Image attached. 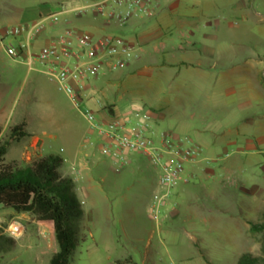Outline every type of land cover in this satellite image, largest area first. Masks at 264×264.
<instances>
[{
    "label": "rangeland",
    "instance_id": "1",
    "mask_svg": "<svg viewBox=\"0 0 264 264\" xmlns=\"http://www.w3.org/2000/svg\"><path fill=\"white\" fill-rule=\"evenodd\" d=\"M43 2L0 0V13L23 10L33 3L40 8ZM46 6L52 12L57 11L54 3ZM186 6L207 9L201 32L230 40L239 56L259 58L260 70L264 71V0H186ZM80 15L98 25L106 23L103 17L94 16L91 9ZM76 16L69 15L70 27L74 26ZM108 25L110 29L104 35L125 37L114 28L116 25ZM45 34L43 31L38 38ZM38 38L31 42L32 46ZM25 62L24 57L9 58L0 48V96L10 106V125L26 121L29 130L36 129L33 98L37 90L45 88L73 122L76 132L75 137L51 136L52 132L35 134L41 139L39 154L45 157L63 148L62 156L67 157L70 164L62 165L59 171L63 176L70 177L73 173L72 177L77 178V182H73V194L81 202L84 216L77 224L79 242L70 264H237L242 252L249 250L246 253L261 258L264 264L262 236L251 234L248 237L251 244L246 243V235L240 228L242 221L238 219L241 212L250 216L251 208L264 199V128L242 122L250 113L264 112V107L244 111L232 119L237 111L236 103L231 104L222 90L218 108L193 110L175 104L174 93L165 84L161 96L166 102L160 109L153 108V113L163 117L159 131L199 145L201 155L199 163L188 169L189 182L176 185L160 209L161 221L155 222L149 206L154 193L160 189L158 174L148 159L132 154L127 165L113 171L112 161L101 156L100 147L89 146L84 140L87 135L90 141L95 138L90 135L79 110L47 79L38 63L29 69ZM237 65L244 68L245 60ZM124 72V76L129 74L128 69ZM105 74L111 77L119 72L105 71ZM118 85L115 106L128 116L137 111L144 115L152 102L150 96L142 93L144 86L124 81L116 83ZM192 115L196 116L192 118ZM147 122L152 130L153 122ZM6 135L0 136L1 142L8 141ZM28 141L9 142L4 162H16L23 168L38 160L34 157L26 161L22 157ZM263 210L257 212L258 216ZM16 216L12 210L0 208V264H47L59 249L53 233H40L32 228L15 240L11 225Z\"/></svg>",
    "mask_w": 264,
    "mask_h": 264
},
{
    "label": "crops",
    "instance_id": "2",
    "mask_svg": "<svg viewBox=\"0 0 264 264\" xmlns=\"http://www.w3.org/2000/svg\"><path fill=\"white\" fill-rule=\"evenodd\" d=\"M43 1V5L40 8L33 3V5L30 4L23 10L10 9L0 13V23L5 26L34 22L42 16L61 13L59 16V19L60 17L61 19L58 24L49 23L43 30L46 34L41 39L37 37L38 40L32 46L33 53H37L45 47L51 38L64 35L66 31L77 29L76 31L81 32V30L86 29L93 36L100 37L104 35L105 31L110 29L108 23L98 25L92 19L81 18L80 14L73 13L75 8L99 0ZM195 2H199V0H195ZM51 3L57 5L55 8V10L57 9L56 12L50 11L48 9L50 7L46 6ZM207 12V9L202 7L186 6V0H160L159 8L152 17H136L121 27L114 25L116 30L118 29L121 34L125 35V40L137 50V58L127 66L126 70L128 69L129 74L126 76H124L125 70L119 71L117 76L111 77L104 72L89 78L86 82L82 97L95 111L96 118L108 121L112 117L133 119L138 115L145 117L146 121L153 122L151 131L154 136H177L169 132H160L159 122L162 121L163 117L153 113L154 107L160 109L162 108L161 105L166 102L164 97L161 96L164 92L165 84H168L170 92L174 93L173 101L175 104L182 105L185 108L190 107L193 110L205 108L213 111L218 108L222 90L226 92L227 99L230 100L231 104L236 103L235 108L237 111L232 114V119L235 118V115L240 116L244 111H249L255 107L256 109L259 108L258 106L263 108L264 71L260 70L262 62L259 61V58L255 59L252 55L247 57L248 59L243 58L242 55L239 56L233 48L234 43L230 40H220L215 36L204 35L201 32V26H204L201 25V22L207 18ZM72 14H76L77 18L76 22H73L74 26L70 27L72 22L68 17ZM257 17L263 19L260 14H257ZM244 60V68L237 65L238 62ZM138 77L141 79H138ZM123 81L141 83L144 86L142 93H146L151 97L152 102L149 103L144 115L137 111L132 112V116H128L119 107L115 106V96L120 90L119 85L116 86V83L122 84ZM236 86L240 87L236 88ZM116 87H118L117 91ZM33 99L36 103L33 111V115L37 119L34 125L36 129L32 128L29 130V123L21 121L25 123V129L28 134L25 140H29L22 156L26 158V161L34 157L42 158L39 154V151L42 150L41 139L35 134L41 132L42 135H46L47 132H52L51 136L75 137L76 135L73 122L65 111L52 100L45 88L37 90ZM10 114V106L5 104L0 96V136L6 134L9 128L21 123L10 125ZM263 114V111L255 112L254 114L250 113L251 116L242 122L244 125H256L263 130ZM195 116L192 115V118ZM89 133L96 140L95 134L90 131ZM87 136L84 137V140L88 144L87 141L90 136ZM256 136L259 135L257 134ZM52 155L68 160V164L62 165L70 164V160L62 156V154L54 153ZM71 170H74L73 165H71ZM72 174L69 178L75 183L77 178L72 177ZM261 209H264V199H262L260 205L251 208L252 217L251 215L246 216L241 212L240 218H238L239 221H242L240 228L246 235L245 241L248 244H251L252 240H248V237H251V233H249L247 221H258L257 212ZM164 218L167 219L168 217L165 216ZM160 221L161 215L158 221L155 222ZM32 228L40 231V233L47 232L54 235L51 222L36 221L28 214H20L13 219L11 235L15 240H18L28 229ZM246 252H250V250L242 253Z\"/></svg>",
    "mask_w": 264,
    "mask_h": 264
},
{
    "label": "built area",
    "instance_id": "3",
    "mask_svg": "<svg viewBox=\"0 0 264 264\" xmlns=\"http://www.w3.org/2000/svg\"><path fill=\"white\" fill-rule=\"evenodd\" d=\"M160 0H99L84 4L73 10L82 14L91 9L106 21L116 26H124L136 17H152L159 8ZM61 13L49 14L34 22L5 26L0 23V47L13 59L24 56L29 69L35 62L40 64L42 73L55 84L79 110L96 136L95 143L100 154L113 163V171L130 162L132 154L148 159L150 166L158 174L160 191L154 193L149 211L152 220L158 221L160 209L171 197L176 185L187 184L191 166L199 162L201 147L186 139H174L172 136H154L145 117L138 115L133 119L112 117L108 121L98 120L95 111L82 97L84 85L89 78L105 71L119 72L127 68L137 58V50L124 37L106 34L95 37L87 32L66 31L64 35L53 37L37 53L32 52L31 42L47 26L58 24ZM60 148L58 154H63ZM62 164L68 160L61 159Z\"/></svg>",
    "mask_w": 264,
    "mask_h": 264
},
{
    "label": "trees",
    "instance_id": "4",
    "mask_svg": "<svg viewBox=\"0 0 264 264\" xmlns=\"http://www.w3.org/2000/svg\"><path fill=\"white\" fill-rule=\"evenodd\" d=\"M6 142L0 139V208L10 209L17 215L28 214L36 221H49L53 225L58 251L48 264H70V257L78 245L77 224L83 219L81 202L73 194L71 178L59 173L62 161L58 156L48 155L33 161L27 167L16 162L6 164L4 157L9 142H20L28 137L25 123L9 128ZM249 233L263 238L264 210L258 221H247ZM12 247L14 242L11 243ZM262 259L250 253L242 254L237 264H262Z\"/></svg>",
    "mask_w": 264,
    "mask_h": 264
}]
</instances>
